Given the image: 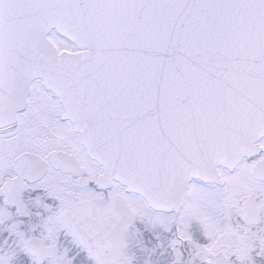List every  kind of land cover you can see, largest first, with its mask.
<instances>
[{
	"label": "snow or ice",
	"instance_id": "1",
	"mask_svg": "<svg viewBox=\"0 0 264 264\" xmlns=\"http://www.w3.org/2000/svg\"><path fill=\"white\" fill-rule=\"evenodd\" d=\"M0 264H264V0H0Z\"/></svg>",
	"mask_w": 264,
	"mask_h": 264
}]
</instances>
